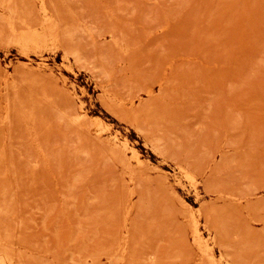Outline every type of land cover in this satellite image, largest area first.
I'll use <instances>...</instances> for the list:
<instances>
[{
  "label": "rangeland",
  "instance_id": "rangeland-1",
  "mask_svg": "<svg viewBox=\"0 0 264 264\" xmlns=\"http://www.w3.org/2000/svg\"><path fill=\"white\" fill-rule=\"evenodd\" d=\"M213 261L264 264V0H0V264Z\"/></svg>",
  "mask_w": 264,
  "mask_h": 264
},
{
  "label": "bare ground",
  "instance_id": "bare-ground-1",
  "mask_svg": "<svg viewBox=\"0 0 264 264\" xmlns=\"http://www.w3.org/2000/svg\"><path fill=\"white\" fill-rule=\"evenodd\" d=\"M11 2H9V4H10ZM11 5V4H10ZM9 9V8H8ZM127 143L128 142H126L125 144L127 145ZM126 147V146H125ZM127 148V147H126ZM133 153V152H132ZM134 155V154H133ZM134 157H135V155H134ZM140 163V162H139ZM195 217V216H194ZM194 219V218H193ZM196 224V223H195ZM196 228V227H195ZM198 229V228H197ZM197 229H196V231H197ZM195 231V230H194ZM195 233H197V232H195ZM195 233H194V235H195ZM199 233V232H198ZM195 236H197V235H195ZM197 237H199V236H197ZM200 239V238H199ZM207 249H209V246H208V248ZM206 249V250H207ZM208 251V250H207ZM206 253V252H205ZM207 255H208V253H207ZM211 257V256H210ZM213 257V256H212ZM214 258V257H213ZM213 258H210L211 260L213 259ZM209 259V260H210ZM215 259V258H214ZM216 260V259H215ZM216 262L215 261H213V264H215Z\"/></svg>",
  "mask_w": 264,
  "mask_h": 264
}]
</instances>
